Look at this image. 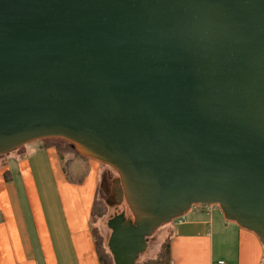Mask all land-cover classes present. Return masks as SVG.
Listing matches in <instances>:
<instances>
[{"label":"water","instance_id":"95a60500","mask_svg":"<svg viewBox=\"0 0 264 264\" xmlns=\"http://www.w3.org/2000/svg\"><path fill=\"white\" fill-rule=\"evenodd\" d=\"M45 139L119 174L114 264L193 205L264 245V0H0V156Z\"/></svg>","mask_w":264,"mask_h":264},{"label":"crops","instance_id":"0c3cea01","mask_svg":"<svg viewBox=\"0 0 264 264\" xmlns=\"http://www.w3.org/2000/svg\"><path fill=\"white\" fill-rule=\"evenodd\" d=\"M14 157L21 158L0 157V264H100L90 212L72 207L76 197L67 190L62 204L50 150L24 146ZM88 161L100 163L80 157L69 170L62 159L57 170L85 179ZM172 225L171 264H264L259 237L228 220L219 205L194 208Z\"/></svg>","mask_w":264,"mask_h":264},{"label":"rangeland","instance_id":"374dc122","mask_svg":"<svg viewBox=\"0 0 264 264\" xmlns=\"http://www.w3.org/2000/svg\"><path fill=\"white\" fill-rule=\"evenodd\" d=\"M59 139H45V140H39L32 142V146H30V143L26 145L27 149H33L36 146L40 145L42 146V149H48L50 150V157L52 159V163L54 166V170L57 173L58 178V190L61 195V200L63 204V191L67 190L68 193L76 199L72 202L71 206L74 208L81 209H88L90 212V219L93 231H96V237H100L105 242V245L108 244L109 238L111 236V229L108 226L109 221L122 214L123 207L127 202H123L122 204H110V200L105 194L103 190V186L106 189L107 185L108 187L113 186V181L119 178V174L110 166H107L102 163H93L92 161H88L87 167L89 169L88 176L83 179L79 178V174L75 171H69L71 170V165L75 161H80V157H78L74 151L73 148L68 146L67 143L59 142ZM59 144V146L63 149V161L66 165V168H70L66 174L63 173V176L60 174V172L57 170V160H59L62 163V159L59 155V152L54 147V144ZM18 151V150H17ZM16 154V151L8 153L6 155L0 156L2 159L7 158H15L14 155ZM58 156V157H57ZM21 157L15 158L19 160ZM58 158V159H57ZM86 158V157H85ZM17 162L9 160L8 165H16ZM16 172V169H14V173ZM82 176V175H81ZM65 178L66 182L61 181V178ZM108 189V188H107ZM108 191V190H106ZM97 200V204L94 208L95 201ZM173 222H169L166 224L161 225L154 234L149 238L148 241V248L145 253L140 255L137 262L140 260L142 262L145 260L148 256H154L156 253V250L159 246V244L165 239L167 236L173 237L175 234V231L177 230L172 225ZM107 249H109L107 247ZM264 250V245H263ZM110 253V250H108Z\"/></svg>","mask_w":264,"mask_h":264},{"label":"trees","instance_id":"16d2710c","mask_svg":"<svg viewBox=\"0 0 264 264\" xmlns=\"http://www.w3.org/2000/svg\"><path fill=\"white\" fill-rule=\"evenodd\" d=\"M55 141H56V139H55ZM58 141L67 143L68 146L70 145V147L73 148L74 153L78 157H83L77 152V150L69 142L64 141V140H60V139ZM54 146L56 147L61 158L63 159V156H64L63 155V149L59 146L58 143L54 144ZM23 148L24 147H22L18 150H21ZM96 204H97V200L95 201L94 208H95ZM92 233H93V237L95 240L96 251H97V254H98V257L100 260V264H114L113 257L111 255V253H109V251H108L109 249H107L108 244L105 245V242L103 241L102 238L96 237V231L95 230L93 231V228H92ZM171 263H172V258H171V248H170V236H167L159 244L154 256H148L142 262H140V260L138 262H136V264H171Z\"/></svg>","mask_w":264,"mask_h":264},{"label":"flooded vegetation","instance_id":"af4514ba","mask_svg":"<svg viewBox=\"0 0 264 264\" xmlns=\"http://www.w3.org/2000/svg\"><path fill=\"white\" fill-rule=\"evenodd\" d=\"M118 179H120V177L113 181V186L110 188L108 187V185H107L106 189L103 186V190H104L105 194L107 195V197L109 198L110 204L116 203L118 205L117 200H118V196H119V193H118L119 185L116 184V181ZM106 190H108V191H106Z\"/></svg>","mask_w":264,"mask_h":264},{"label":"built area","instance_id":"2783aa9c","mask_svg":"<svg viewBox=\"0 0 264 264\" xmlns=\"http://www.w3.org/2000/svg\"><path fill=\"white\" fill-rule=\"evenodd\" d=\"M203 207L202 205H193L190 210H188L187 212H185L182 216L177 217L175 219L172 220V222L174 223V225H180L183 224L186 221L187 215L188 213L193 210L194 208H201ZM204 207H209V206H204ZM223 264V263H221Z\"/></svg>","mask_w":264,"mask_h":264}]
</instances>
